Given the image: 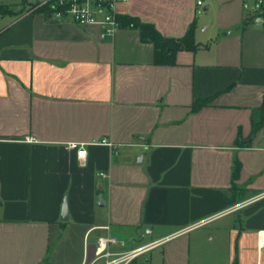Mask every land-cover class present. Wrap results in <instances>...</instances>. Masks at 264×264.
Returning <instances> with one entry per match:
<instances>
[{
	"label": "crops",
	"instance_id": "crops-1",
	"mask_svg": "<svg viewBox=\"0 0 264 264\" xmlns=\"http://www.w3.org/2000/svg\"><path fill=\"white\" fill-rule=\"evenodd\" d=\"M117 13L171 38L196 21L199 47L156 64L136 27L0 14V264H89L102 234L147 246L127 264H264V126L251 138L264 6L127 0Z\"/></svg>",
	"mask_w": 264,
	"mask_h": 264
},
{
	"label": "built area",
	"instance_id": "built-area-1",
	"mask_svg": "<svg viewBox=\"0 0 264 264\" xmlns=\"http://www.w3.org/2000/svg\"><path fill=\"white\" fill-rule=\"evenodd\" d=\"M127 0H39L40 4H48L50 16L55 20L70 19L79 24H99L103 26L102 35H113L120 26L117 19V5ZM202 0H198L201 4ZM264 0H257V7L262 11ZM107 142V140H104ZM77 149L78 157L84 164L86 148L84 143L72 142ZM105 177L106 172H100ZM125 241L112 234L97 237L95 258L89 264H127L146 249L145 246L125 248ZM98 262V263H97Z\"/></svg>",
	"mask_w": 264,
	"mask_h": 264
},
{
	"label": "trees",
	"instance_id": "trees-1",
	"mask_svg": "<svg viewBox=\"0 0 264 264\" xmlns=\"http://www.w3.org/2000/svg\"><path fill=\"white\" fill-rule=\"evenodd\" d=\"M25 10L41 11L47 14L50 13L48 4H40L39 0L36 2H29L23 0L20 6L7 5L0 3V14H16ZM119 25L132 26L140 30L141 39L148 41L154 45V62L156 64H174L176 62V53L179 50H197L199 44L195 39L196 21L190 24L184 36L179 38H171L163 36L156 27L149 22H144L138 17L131 15H117ZM213 96L205 98H197L193 101L192 110L196 111L204 106H208L212 103ZM264 126V97L260 107L252 112V134L259 131ZM241 163L238 159L235 160L232 170V180L234 181L240 172ZM135 264V263H134ZM236 264V263H234Z\"/></svg>",
	"mask_w": 264,
	"mask_h": 264
},
{
	"label": "water",
	"instance_id": "water-1",
	"mask_svg": "<svg viewBox=\"0 0 264 264\" xmlns=\"http://www.w3.org/2000/svg\"><path fill=\"white\" fill-rule=\"evenodd\" d=\"M99 203L101 205L105 204V200L103 199L102 195H99ZM62 220H67L68 219V205L66 200L64 201L63 207H62V216H61Z\"/></svg>",
	"mask_w": 264,
	"mask_h": 264
}]
</instances>
